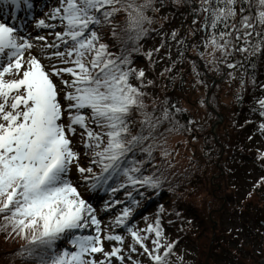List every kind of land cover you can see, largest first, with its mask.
Wrapping results in <instances>:
<instances>
[{"label":"snow or ice","instance_id":"obj_1","mask_svg":"<svg viewBox=\"0 0 264 264\" xmlns=\"http://www.w3.org/2000/svg\"><path fill=\"white\" fill-rule=\"evenodd\" d=\"M156 3L56 0L54 7L45 2L37 19L34 0H0V231L22 237L21 254L36 264H141L133 254L169 264L176 241L164 237L159 216L138 229L125 206L110 222L125 235L109 231L69 176L74 166L90 188L103 185L110 192L160 187L159 177L143 174L144 164L152 160L159 128L184 109L153 104L149 111L145 89L153 81L132 59L153 30L155 16L148 13L159 11ZM192 14L193 35L203 33L202 51L191 44L196 56L230 81L238 75L241 100L246 83L257 85V60L264 63V0H196ZM104 27L118 52L104 42ZM41 29L52 31L41 35ZM152 51L159 49L146 55ZM192 66L199 76L195 60ZM259 89L264 93V82ZM253 104L264 133V94ZM125 196L136 203L130 192Z\"/></svg>","mask_w":264,"mask_h":264},{"label":"rangeland","instance_id":"obj_2","mask_svg":"<svg viewBox=\"0 0 264 264\" xmlns=\"http://www.w3.org/2000/svg\"><path fill=\"white\" fill-rule=\"evenodd\" d=\"M34 2L36 7L33 12L37 19L41 18L40 10L45 2L52 7L56 4V0ZM193 3L194 0H157L156 7L159 11L155 14L151 11L148 13L155 16L151 25L153 28L158 32L162 28L168 29L165 37L173 38L172 32L175 30L176 34L181 32L188 35L191 42L188 56L173 67L165 68V72H160L155 77L146 76L147 80L153 81L148 86L153 90L154 96L152 95L151 100L156 107L163 105V96L174 98L188 116L186 123L177 115H174L172 122H166V128L170 132L166 141L163 138L165 142L162 145L163 152L168 153L165 156L167 182H174L172 186L176 191V195L163 196V209L166 210L167 216L176 212L174 215L177 216L178 224L181 219L178 215L182 212L193 215V218L187 217L185 224H175L174 227H169L165 217H162L164 237L169 242L176 241L169 264H259L264 259V229L258 223L259 219H264V181H261V177H264V159L259 157V152H264V141L261 138L251 140V135L242 133L244 121L238 123V75L230 81L223 71L216 72L213 65H205L204 61L196 56V50L191 47V44H196L203 50V33L194 36L192 32ZM177 10H184V20H181L182 16L175 14ZM47 11L48 8L44 7L43 12ZM187 11L190 15H187ZM20 15L25 16V13L21 11ZM187 16L191 17L190 22H186ZM117 20H121V17H117ZM32 23L34 24V21ZM179 23L180 26L176 27ZM51 31L41 29L39 34ZM178 37L180 36L175 35V38ZM159 48L157 46L155 49ZM154 53V67H164ZM193 60L196 61L199 76L193 72ZM153 68L151 64L147 72ZM249 85L250 83H246L241 96L247 94ZM78 139L77 137V141ZM77 151L81 152L82 166H87L83 149L77 148ZM242 152L253 155L255 161L240 156L239 153ZM93 171L98 170L94 168ZM69 176L70 179L78 181L81 195L95 209L102 227L109 225V231L125 235L123 228L112 229L110 226V222L120 211V204L111 209L105 208L106 203L114 202L122 193L115 195L114 201L109 200L108 191L100 187L92 189L80 180L74 166ZM179 195L186 203L190 202L191 207L181 206V210L174 211L177 209L176 201ZM150 211L151 208H143L141 213L133 218L132 224L138 229L152 224L155 217L142 218ZM130 242V238L125 236V247ZM20 244V236H6L4 231H0V256L3 255L0 264H21L13 254ZM105 250H109L108 242H105ZM7 254L13 255L9 258ZM97 258L99 259V256ZM133 258L139 259L141 264H150L144 255L133 254Z\"/></svg>","mask_w":264,"mask_h":264},{"label":"trees","instance_id":"obj_3","mask_svg":"<svg viewBox=\"0 0 264 264\" xmlns=\"http://www.w3.org/2000/svg\"><path fill=\"white\" fill-rule=\"evenodd\" d=\"M194 2H196V0H194ZM161 5H163V4H161ZM178 10L175 11V14H179L180 16L183 17V18H181V20H184V16L182 14L184 12V10H180V11H178ZM187 15H190L189 11H187ZM187 17H188V19H186V22H190L191 17L190 16H187ZM121 19H122V17H121ZM180 24L181 23H179L176 27L180 26ZM151 28L153 30L150 31V33L146 37H144L140 40L139 50L132 53L133 62H134V64H136L135 67L136 68H143L145 71V77L146 76L147 77L148 76L155 77V76L159 75L160 72L161 73L165 72L166 71V70H164L165 68L173 67L175 65V63L179 62L182 58L188 56V54H187L188 48L190 47V43H191L189 36L186 34H181V32H178L179 34H176V35H179L180 37L172 40L173 38L165 37L168 29L162 28L158 32V30L153 28L152 26H151ZM162 34H163V36H162ZM101 35L104 38V42L109 44V50H113V51H117V52L120 50L118 43L116 41H113L112 37L110 36V29L109 28H107V27L102 28L101 29ZM180 41H183V44L179 43ZM157 46L160 47L159 51H157L155 53H154V51H152L151 57L146 55V53H148L150 50L155 49ZM153 53H154V56L164 64V67L163 66H162V68L154 67L155 62L152 63V61L154 59ZM156 63L158 64V62H156ZM151 64H152V68L153 67L154 68L151 71L148 70V72H147V68L149 66H151ZM251 71L252 70L249 69V72H251ZM255 76H256V81H257L256 87L254 88L250 84L249 88L247 89L248 90L247 94L242 95V99L239 100L238 123H240V121H244V124H243L244 129H243L242 133L247 134V135H251L252 136L250 138L251 140L256 139V138H261L262 141H264V133H262L259 130V122H260L261 118L259 117L257 112L253 111V108L255 107V105L253 104V98L259 97L260 95L264 94V93H261V91L259 89V84L261 82H264V63H261L259 60H257V63H256ZM133 83H135V80H133ZM145 91L147 93L145 103L148 105L149 111H151L153 103H154L153 100H151L152 95H153V90L150 86H148L145 89ZM162 99L164 101L163 102L164 106L174 105L176 108H181L180 104L174 98H166L165 96H163ZM165 102H167V104H165ZM157 108H158V106H157ZM170 111L174 112V109L170 108ZM157 114H159V113H157ZM174 115L179 116L181 121H183L184 123H186V121L188 119V116H187L185 111L174 112ZM134 131H135V129H134ZM169 132L170 131L166 128V122H165L159 128V134L156 137L157 144H156V147L153 149V153H152V160L150 163L146 162L144 164V173L143 174L144 175H155V176L159 177L161 179L160 187L158 189L153 190L150 188L145 189L143 187L133 188L131 186H126L125 188L118 189L115 192L108 191V197L107 198H109V200H112V201H114V199L116 197L115 195L122 193V195L117 200L115 199L114 202H111L109 204L110 206L108 207L111 209L113 206L120 204V211H118L116 213V216L120 214V212L122 211V209L125 206H129L131 208V215H130L129 219H131L134 216L135 212H137V214H139V212L141 210H143V208L146 207V208H151V211L145 213L142 216V218L148 219L151 216H153V217H155V219L152 223H154L157 216H159L160 223L163 222L162 217H165V222L167 223V225L169 227H171V226L174 227L175 224H178V221L176 220L177 216L174 215V214H176V212L170 213L167 216L166 210L163 209V207L165 206V203L161 202L163 196H167V194H168V197H170L171 195H176L175 187L172 186V184L174 182H172V183L167 182L168 181V174H167L168 172H167V167H166L167 160H166V157L161 154L163 152V148H162V145L164 144L163 142L166 141V136ZM163 138L165 139V141L163 140ZM239 154L243 158L249 159L250 161H255L254 156L251 155L250 153L244 154L242 152ZM137 159H146V158L137 154ZM95 169H97L99 171L98 168H95ZM120 180L122 182L123 177H120ZM109 184L112 187H116V183L113 181H109ZM100 189H103L104 191L107 192L106 187L103 185L100 186ZM125 192H130L132 194V197L136 201V203L134 205L131 204L130 201L126 198ZM140 193H143V194L141 195ZM180 197H181L180 195H179V197H177V201H176L177 209H175L174 211H177L178 209L181 210V206L187 207V208L191 207V206H189L190 202L188 204L185 201H183V198H180ZM122 201H124V203ZM121 202H122V204H121ZM178 216H180V218H181L179 221L180 225L185 224L186 220L189 217L193 218V215L189 216V215H187V212H182V214H179ZM180 227H182V226H180ZM109 230H111V229H109ZM179 236H181V235H179ZM20 241L22 242V244L17 246L18 249L15 250L16 252L14 251L15 253H13L14 256H16V260L21 262V264H36V260L34 257H29V256H27V254H21V247L23 245H25L27 242L22 237H20ZM58 243L63 244V241L58 242ZM13 254H7V255L9 256V258H11ZM1 256H3V255H1ZM1 256H0V259H1Z\"/></svg>","mask_w":264,"mask_h":264},{"label":"water","instance_id":"obj_4","mask_svg":"<svg viewBox=\"0 0 264 264\" xmlns=\"http://www.w3.org/2000/svg\"><path fill=\"white\" fill-rule=\"evenodd\" d=\"M258 223L263 227L264 229V219H259ZM259 264H264V259L259 262Z\"/></svg>","mask_w":264,"mask_h":264},{"label":"bare ground","instance_id":"obj_5","mask_svg":"<svg viewBox=\"0 0 264 264\" xmlns=\"http://www.w3.org/2000/svg\"><path fill=\"white\" fill-rule=\"evenodd\" d=\"M34 3H35V2H34ZM137 215H138L137 212H135V213H134V216H133L131 219H129V220L131 221V223H132L133 218H134L135 216L137 217Z\"/></svg>","mask_w":264,"mask_h":264}]
</instances>
